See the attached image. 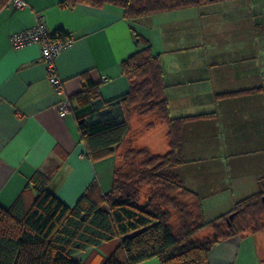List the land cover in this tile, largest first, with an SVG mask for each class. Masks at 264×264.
<instances>
[{"label": "crops", "instance_id": "0c3cea01", "mask_svg": "<svg viewBox=\"0 0 264 264\" xmlns=\"http://www.w3.org/2000/svg\"><path fill=\"white\" fill-rule=\"evenodd\" d=\"M23 1L22 8L10 1L0 10V206L8 208L37 170L49 178L48 189L70 207L94 181L102 193L111 189L117 153L99 160L88 157L70 98L86 81L98 86L104 101L128 90L121 62L136 49L132 29L160 55L172 117L209 114L183 123L184 163L172 170L201 197L204 217L213 219L259 191L264 178V0L207 3L134 20L109 4ZM38 14L47 28L63 29L73 38L55 60L64 89L58 96L38 44L15 47L9 39L34 26ZM64 97L71 110L61 117L56 102ZM158 129L166 138L164 152L152 153L143 139ZM167 131L168 124L152 115L132 114L127 141L164 154L169 150ZM104 245L76 258L101 264L114 247L101 251ZM207 256L209 264H264V230L221 240ZM137 264L160 262L153 257Z\"/></svg>", "mask_w": 264, "mask_h": 264}, {"label": "trees", "instance_id": "16d2710c", "mask_svg": "<svg viewBox=\"0 0 264 264\" xmlns=\"http://www.w3.org/2000/svg\"><path fill=\"white\" fill-rule=\"evenodd\" d=\"M10 1L0 0V10ZM224 1L228 0H62L60 4L114 5L124 18L134 20ZM51 37L69 35L58 29ZM132 38L136 49L121 62L129 81L125 93L104 101L98 86L86 81L70 98L79 141L88 157L99 160L117 153L111 189L102 193L94 181L70 207L48 189L49 178L43 172H34L13 203L8 208L0 206V264H85L77 254L112 241L116 244L101 264H137L153 257L160 264H209L207 254L219 241L264 230V178L257 193L207 220L201 197L172 171L184 163L183 123L209 114L172 117L160 55L133 29ZM132 114L152 115L168 124L166 153L152 154L127 141Z\"/></svg>", "mask_w": 264, "mask_h": 264}, {"label": "built area", "instance_id": "2783aa9c", "mask_svg": "<svg viewBox=\"0 0 264 264\" xmlns=\"http://www.w3.org/2000/svg\"><path fill=\"white\" fill-rule=\"evenodd\" d=\"M17 8L24 7L23 0H11ZM42 14L37 15V23L27 29L10 35V42L15 47H21L29 44H38L40 47L42 61L45 64L47 78L53 89V93L58 96L63 93V83L55 70V60L57 56L64 50L69 48L73 43L72 37L64 39H53L49 28L43 21ZM58 114L61 117L66 116L71 110V102L69 98L64 97L56 102Z\"/></svg>", "mask_w": 264, "mask_h": 264}, {"label": "rangeland", "instance_id": "374dc122", "mask_svg": "<svg viewBox=\"0 0 264 264\" xmlns=\"http://www.w3.org/2000/svg\"><path fill=\"white\" fill-rule=\"evenodd\" d=\"M161 136V138H160ZM148 140L143 139L145 142V145L149 147V149L152 151V153H163L164 152V142L166 138H164L163 134L159 131V129L155 132L154 135H151L150 137H147ZM167 149V148H166ZM263 236V235H262ZM116 244V241H112L111 243L106 244ZM109 245H104L101 247V251H105L106 247ZM100 249H98L99 251Z\"/></svg>", "mask_w": 264, "mask_h": 264}, {"label": "water", "instance_id": "95a60500", "mask_svg": "<svg viewBox=\"0 0 264 264\" xmlns=\"http://www.w3.org/2000/svg\"><path fill=\"white\" fill-rule=\"evenodd\" d=\"M262 201L264 202V195H262ZM232 217H233V214H230V215L228 216L229 219H231Z\"/></svg>", "mask_w": 264, "mask_h": 264}, {"label": "bare ground", "instance_id": "6f19581e", "mask_svg": "<svg viewBox=\"0 0 264 264\" xmlns=\"http://www.w3.org/2000/svg\"><path fill=\"white\" fill-rule=\"evenodd\" d=\"M252 7V6H251Z\"/></svg>", "mask_w": 264, "mask_h": 264}]
</instances>
